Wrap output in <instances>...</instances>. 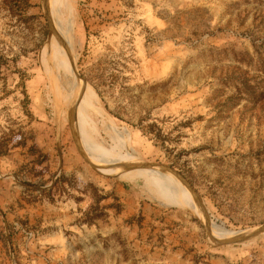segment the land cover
I'll list each match as a JSON object with an SVG mask.
<instances>
[{
  "label": "rangeland",
  "instance_id": "rangeland-1",
  "mask_svg": "<svg viewBox=\"0 0 264 264\" xmlns=\"http://www.w3.org/2000/svg\"><path fill=\"white\" fill-rule=\"evenodd\" d=\"M12 1L0 0V264H264V234L210 245L189 193L194 211L155 172L90 168L67 118L75 103L90 162L178 173L211 229L264 224V0H67L80 79L44 46L42 0L25 14ZM87 88L90 151L76 126Z\"/></svg>",
  "mask_w": 264,
  "mask_h": 264
},
{
  "label": "bare ground",
  "instance_id": "bare-ground-1",
  "mask_svg": "<svg viewBox=\"0 0 264 264\" xmlns=\"http://www.w3.org/2000/svg\"><path fill=\"white\" fill-rule=\"evenodd\" d=\"M68 5L69 4H68L67 0H46V11H47L46 14L49 18V22L52 26L54 35L53 34L48 35L44 46L47 49V51L50 53V56L53 59L55 66L58 67L60 70H63L64 72L70 74L73 78H75L74 72L72 71L73 61H72V57L70 55V52L72 51L74 44H73V29L71 27V18L68 14L70 8ZM50 56H49V58H50ZM50 63H51V59H50ZM52 66H53V64H52ZM78 81L82 85L87 87V85L84 82H82V80H78ZM83 91H84V89H83ZM91 101H92L91 100V88H87L86 94L83 95V97L81 98L80 103L77 105V109H76V126H77V130H78V134H79V128L81 126V122L83 119V114L87 110V108L89 107ZM86 114H87V112H86ZM86 114H85V116H86ZM88 118H89V116L86 117L85 120L82 122V126H81V140L82 141H80V142H82L84 147L90 151L91 149L88 146L87 140L85 138L86 121ZM79 138H80V135H79ZM95 161L97 162L98 166L99 165L100 166L114 165V164H111L110 162L108 163V162H105V161L97 159V158L95 159ZM91 162L93 164L97 165L93 160H91ZM105 169H107V168H105ZM105 169L100 168L98 171L100 173L105 174V175H115L118 179L123 178V179H131V180H137V179H140L141 177H143L141 175L146 176L145 174L155 172L156 174L159 175V178L162 181H164L166 183H172L173 185H175L178 192H179V195H180L179 203L182 205H186L188 208H190L192 211H194V204H193L192 200L189 197L188 198L186 197L187 196L186 189H184V187H182V185L180 186L179 184L174 182L171 175H169L167 173L145 170V169H135V170H129V171H122L119 169H107L108 170L107 171ZM129 174L132 176L127 178L126 176H129ZM196 212H198L197 208H196ZM213 228L215 230H217L214 226H213ZM215 230L210 228L211 234L217 238H222V237L228 236L229 234L232 233V232H218Z\"/></svg>",
  "mask_w": 264,
  "mask_h": 264
},
{
  "label": "water",
  "instance_id": "water-1",
  "mask_svg": "<svg viewBox=\"0 0 264 264\" xmlns=\"http://www.w3.org/2000/svg\"><path fill=\"white\" fill-rule=\"evenodd\" d=\"M41 10L43 12L44 18L47 22L49 32L54 35L52 26L49 22V18L47 16V11H46V0L41 1ZM73 65V64H72ZM74 69V65H73ZM74 76L76 79H80L78 75L76 74L75 70ZM67 118H68V123L70 127V132H71V137L72 141L74 143L75 149L82 158V160L92 169H100V168H107V169H119L122 171H128V170H135V169H145V170H151V171H157V172H162V173H167L171 175L186 191L189 193L191 196L197 211L200 215V219L202 222V225L205 229V237L206 241L215 247L218 246H229V245H235L239 244L251 239H254L260 235L264 234V224L243 230V231H237V232H232L228 236L222 237V238H216L212 236L210 232V224L208 222V217L206 214V211L204 210V207L202 206V203L200 201V198L196 195V193L189 187V185L184 181V179L175 171H173L170 167L162 165V164H154V163H146L143 161H128V162H123L111 166H98L93 163H91L87 156L83 153L82 149L80 148L77 140V135H76V130H75V103L72 105L68 110H67Z\"/></svg>",
  "mask_w": 264,
  "mask_h": 264
},
{
  "label": "trees",
  "instance_id": "trees-1",
  "mask_svg": "<svg viewBox=\"0 0 264 264\" xmlns=\"http://www.w3.org/2000/svg\"><path fill=\"white\" fill-rule=\"evenodd\" d=\"M18 2V5H14V7L16 9L19 10V12L21 10L22 11V14H25V12H27V9H28V4H27V0H16V3ZM1 3L2 5L4 6H7V4H14V1L12 0H1ZM12 4V5H13ZM8 8H13L12 6L11 7H8ZM21 14V13H20ZM5 64H6V60H3L2 58H0V101L4 100L11 92L10 91H7L6 90V82H5V76L2 74L1 72V68H5ZM21 90H20V94L22 96V99L25 100V102L27 101V95L25 93V90L23 88V86L20 87ZM10 140V138H6L4 139H1L0 137V153L1 154H4V152L7 151V145L6 143H8ZM17 145L20 144V143H16Z\"/></svg>",
  "mask_w": 264,
  "mask_h": 264
}]
</instances>
